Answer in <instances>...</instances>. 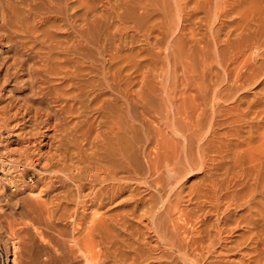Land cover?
<instances>
[{
	"label": "rangeland",
	"instance_id": "1",
	"mask_svg": "<svg viewBox=\"0 0 264 264\" xmlns=\"http://www.w3.org/2000/svg\"><path fill=\"white\" fill-rule=\"evenodd\" d=\"M51 1L53 4H51ZM51 1L0 0V264H40L41 262L42 264H82L83 261L79 258L82 255L80 254L82 252V245L84 244L85 246L83 247H86L89 242L93 245L91 238L95 239V234L89 228L91 229V226H94L92 225V213H94L93 211L97 205L92 207L91 202L93 200L92 192H94L93 182L92 180L83 179V176L82 184H86L83 185L84 193L80 195V202L88 206L85 211L82 207L78 208V218L74 219V224L77 223L78 226L75 224L73 231V222L71 221L73 219L69 218L68 215L74 210V206L72 203H69V199L66 200L65 195L71 199L72 195H75L76 189H73L75 185L73 186V181L71 182V179L66 177L67 174L72 173L71 176L73 174L77 177L80 176L81 169H83L88 159L83 155H87L88 157L91 155L92 157V155L97 154L100 156L101 161H107V163L109 161H116L117 149L111 147L117 146L115 145V138L112 135L113 132H111L113 127L111 125V119L114 116H119L120 120L122 119L123 121H121L123 124L122 136L127 147L124 150L128 152L126 153L125 160L127 172L131 175L139 174V177L144 172L146 174L147 160L154 158L156 156L155 154L159 153L158 149L160 150V154L167 153L176 147L178 151H181L186 144L181 136H174L170 131L169 134L174 136L171 135L172 139H176L174 140L176 142L179 140V142L175 144L176 142L174 143L173 140V142L169 141L171 139L170 135L167 136L168 132L164 130L162 132L161 130V128L163 129L165 127L162 124L163 122L157 121L155 118L156 111H162L166 108V92H171L173 103L185 113V109L187 107L191 108L190 104L192 105L194 103L192 101L193 95L197 98H202V90H212L211 88L214 87H218L216 89L219 92V99L216 103L213 101L209 103L210 105L207 103L208 106L205 108L206 110L204 109L205 114H203V118L201 117L203 128L196 133L198 135L195 136V140L193 139L196 141L195 147L200 144L209 152L210 159H212L210 162V166L212 165L211 169L203 171L204 169L199 170L200 167H196L195 170L197 172H191L186 175L187 177H183L182 184L180 183V186L178 185L176 190V198L181 200L179 205L182 207L179 206L180 208L184 209L186 207V211L190 210L193 215L196 214L194 215L195 217L201 216L203 212L209 211L210 209L213 211L212 205L205 203L203 200L190 203L188 199L192 198L194 193L201 192L203 188L205 190L207 182L214 178L220 180L224 185H230L231 189L230 193L227 194V199L229 200L230 197L231 203L229 201L227 204L230 203L231 205L234 202L232 204L234 207L232 206L229 212L224 213L226 217H223L226 219L223 220L228 221L229 223H226L230 224L232 228L239 225L236 228L234 238L237 240L236 242L243 245L246 257L241 259L238 256V264H264V253L261 255H259L260 253L258 254L261 245L264 243V230L262 231L264 229V0H223L221 4L212 8V20L211 18L208 20L209 25L212 23V33H210V29L208 30L209 25L207 21H203L204 13L201 11L192 13V19L186 23L184 22V24H186V29L193 28L197 32L195 34L198 40H192L190 36L188 37V34L186 35L188 31L184 36L180 35V37L178 36L180 33H176L171 39V48L168 47L170 44H168L162 35H160L161 37L156 35V38L154 36L150 43H147L132 28L126 33L120 31V29L118 30L116 27H119V23L116 21V18L114 19L115 15L112 16L111 12L105 10V0H78V2L77 0H70L73 3V6L71 4L72 8L70 12H76L80 15L83 12L85 13L89 7H93L99 14L103 12L105 15L100 19L96 33L92 32L97 37L99 35L100 42L96 44L98 47L92 42L91 44L87 41L84 43L85 41L79 37V30L71 29L65 16L59 15L64 14L65 5L63 0ZM112 3L114 5L116 3L115 7L118 8H116V12H120L119 14L124 17L126 26H138L142 36L152 27L155 28L158 26L159 28H163L167 25L162 26L164 22L162 14L156 11L155 14L152 13L149 16L142 17L125 0H113ZM80 5H84V7L82 8ZM76 6L79 8L78 11ZM74 9L75 11H73ZM55 10L58 12L60 10L61 13ZM113 20H115L116 25ZM63 24L64 26H62ZM65 27L69 28H66L67 31L62 32ZM199 37L202 38L199 39ZM79 39L83 44L81 46ZM77 42H79V45ZM57 45L60 46L57 47ZM166 46L175 52L184 50V52L186 51L188 53L181 56L178 54L179 52H176V54H171L170 57H166L164 52H159V49L166 51ZM258 48L261 49L258 50ZM46 67H49L48 70H46ZM103 71L109 72L105 75L106 73L104 74ZM204 71L205 73L203 74L202 72ZM109 74H111L110 78H107ZM40 87L45 88L44 90L47 94L42 100H39ZM32 88L36 94L33 98ZM54 89L55 91H53ZM46 90L48 92L52 91V94ZM57 91L60 92V95L62 93L63 95L60 96L57 94ZM57 95L58 98L56 97ZM29 97L32 100L28 102V105L34 104L33 107L31 106L33 109L30 112L23 106L25 99ZM47 97H53V99ZM113 97H115L114 100ZM208 102H210V99ZM7 106H10V108ZM34 109L36 110L35 112ZM49 112H52V114ZM36 113L38 118L37 116L33 117L34 120L32 115ZM49 114L54 116L51 117ZM47 115L51 117V121H49ZM21 116H24L23 118L25 119H21ZM45 116L48 118L47 120H44ZM108 123L109 125H107ZM53 126L55 128L57 126L58 129L51 130L50 128L53 129ZM153 127L154 130H157L154 131ZM158 130L160 133H158ZM151 131L155 133L152 134ZM49 135H52V137ZM110 135L113 136L111 140L115 141V143L109 140ZM156 135H163V137L159 136L161 138H157V136L155 138ZM164 135L168 138H164ZM107 136L109 141L106 140ZM165 139L169 141V145L165 142ZM156 140H159V146L162 145L164 147L159 148ZM170 143L172 146H170ZM173 145L177 146L174 147ZM106 146L109 147L106 148ZM155 146L158 148L156 149ZM169 147L174 148L169 149ZM195 147L194 152L197 149ZM162 149H164V153ZM165 149L168 151L165 152ZM23 150L26 152L20 153ZM53 152H55V157L53 156ZM19 153H25V155L20 156ZM47 153L52 162L47 157ZM146 157L148 159L145 160ZM59 159L61 165L58 164ZM25 160L27 161L25 162ZM117 161L116 163H119ZM67 162L69 164L71 163L70 165L74 162L76 163L73 164L75 166L72 165V167H69ZM54 163L56 164L53 165ZM54 171L56 173L61 171V173L56 174ZM63 173H66V175H63ZM70 174L68 175L69 177ZM51 175L54 176L52 177ZM21 177L27 179L25 180L26 182ZM59 179L61 182H59ZM49 180L50 182L48 183ZM64 182L66 183L64 184ZM11 184L14 186L17 184L19 186L15 188ZM42 186H45V189ZM20 188H24L23 191ZM33 190H35L34 195L31 194ZM44 191L46 192L44 193ZM39 192L43 193L40 195ZM57 192H60V194ZM35 194H37L36 197ZM86 194L89 195L85 196ZM59 195L61 196L59 197ZM109 196L105 200V205L101 209V212H104L103 214L106 217H113L107 218L100 226L105 230L104 235L108 238V244L113 243L110 246L108 245L111 250H114V252L110 251L111 254L113 253V256L117 251L116 254L119 252L122 255L121 257L127 256L125 258H130L131 256L135 259H139V257L147 258V264H179L170 252L162 249L156 250L154 248L155 243L153 239L146 233V227L144 229V224L151 226V222L145 219L142 221L143 224L138 217L146 209L147 211L152 210L150 208L154 206V210H156L160 206V197L155 189L146 187L139 188L136 185H131L123 191L122 195L116 196L115 199ZM31 197L36 200L40 198L38 200L42 202L46 201V198L47 202H49L51 200L50 197H52V205L55 206L56 201L60 204L59 210L57 209L59 213L57 214V210H55L56 215L54 214L53 217L56 216L59 219L63 215L64 218L66 217L67 219L68 217L69 219L57 220L55 217L52 220L53 223H45L44 220L42 221L44 224H41L35 216L37 215V213L35 214V210L38 208V205ZM88 197L91 198L89 199ZM250 197H253L251 198L252 200H249ZM61 198L67 202L61 201ZM176 198L175 204L179 201ZM184 199H187L188 202L186 200L187 203L183 201ZM26 200L29 205L25 202ZM107 202L108 204H106ZM235 202H237L236 205H234ZM64 211L65 214L63 213ZM109 212H111V215ZM83 213L88 215L84 218ZM125 213L128 214V217H124L126 215ZM211 213L207 216V223L209 225H213L216 219V215ZM19 214L20 216H18ZM88 216L90 217L88 218ZM175 216L177 217L176 214ZM114 218L116 220L118 218L120 219L116 221ZM69 220L71 223H69ZM195 220L197 219L195 218ZM22 221L23 223H21ZM123 221L124 223H122ZM13 222L17 223L15 224ZM46 224H48V228ZM110 225L113 226V229ZM34 226H37V228ZM13 227L16 232L19 230L17 234L11 235L14 232V230H11ZM77 227H79L80 231ZM107 227H110L111 232ZM25 229L27 232L24 231ZM189 229L191 227H188ZM82 230L84 231L81 233ZM37 232L41 236L36 234ZM70 233H72L71 236H68ZM85 233L87 234L84 236ZM75 235L76 242L74 241ZM88 237H91V240ZM19 240H23V242L19 244ZM30 240H33V242ZM112 240L114 242H111ZM78 241L80 243L82 241L83 244L81 243V245ZM75 247H80L79 249L81 251L78 252ZM37 249L41 251V254L47 252L50 256L36 257L34 252ZM66 252L69 256H67ZM119 254L115 256L119 258ZM68 257L71 259L69 258V260ZM66 258L69 260V263ZM64 260H66V263ZM72 260L75 263L71 262ZM216 262L219 261L214 259L208 264L220 263Z\"/></svg>",
	"mask_w": 264,
	"mask_h": 264
},
{
	"label": "bare ground",
	"instance_id": "2",
	"mask_svg": "<svg viewBox=\"0 0 264 264\" xmlns=\"http://www.w3.org/2000/svg\"><path fill=\"white\" fill-rule=\"evenodd\" d=\"M51 1V0H50ZM73 1V0H72ZM75 1V0H74ZM103 1V0H102ZM113 0H105V10L108 11V12H111L112 16L115 15L114 19L116 18V21L119 23H117L119 25V27H116L118 30L120 29V31L126 33L130 28L134 29V32H138L137 34L140 35L141 38H143V40L147 43H150L151 39L154 37L156 38V35L160 36L162 35V37L164 39L167 40L168 44H170L168 47L172 46L171 45V39L174 37V35L176 33H180L178 34V36L180 37V35L184 36V34L186 33V35L188 34V37L190 36V38L193 40L197 39L196 37V34L197 32L194 31L193 28H188L186 29L187 27L185 26L186 24H184V22L186 23L187 21L191 20L192 19V13H196L197 11L198 12H203L204 13V19L203 21H207V24H208V20L211 18L212 20V8L214 6H217L219 4H221L223 2V0H155V2H153V0H125L126 2L130 3L131 6L133 7L134 11L141 15L142 17L143 16H149L151 15L152 13L155 14V11L159 14H162V18H163V22L162 19L161 21L163 22L162 23V26H165V24H167L165 27H161L159 28L157 25L156 30L155 28H151L149 30H147V33L146 34H143V36L141 35L142 33L139 32V29H138V26H132V27H127L126 26V21L124 20V17L122 15H120L118 12H116V8L115 5L112 3ZM64 2V14H59V15H64L65 18H66V21L68 23V25L70 26L71 29H77L79 30L78 31V34H79V37L81 40L85 41L84 43L87 42H91L94 43V45L96 46V44H99V35L98 37L92 33V32H95L96 33V29L98 28L99 26V23H100V19L102 17H104V13L101 12L100 14L98 13V11L93 8V7H89L86 12L81 15H79V13H76V12H70L72 6H73V3L70 2V0H63ZM78 2V0H77ZM59 3V2H58ZM62 3V2H61ZM75 3V2H74ZM51 4L52 1H51ZM55 4V3H54ZM57 4V2H56ZM72 4V6H71ZM77 4V3H76ZM82 4V3H80ZM102 4V3H101ZM75 5V4H74ZM104 5V4H103ZM51 6V5H50ZM62 6V7H63ZM82 8L84 7V5H80ZM59 7V6H58ZM77 7V6H76ZM74 7V8H76ZM79 7V5H78ZM77 7V11H78V8ZM54 9V8H53ZM62 9V8H61ZM118 9V8H117ZM56 11V10H55ZM75 11V9L73 10ZM58 12V11H56ZM59 12L61 13V11L59 10ZM58 12V13H59ZM80 12V11H79ZM54 13V11H53ZM58 13H56L58 15ZM118 13V14H117ZM216 13V12H215ZM1 16V15H0ZM53 16V15H52ZM55 16V15H54ZM107 16V14H106ZM8 17V16H7ZM58 17V16H56ZM61 17V16H60ZM59 17V18H60ZM215 17V16H214ZM213 17V18H214ZM55 18V17H54ZM106 18V17H105ZM109 18V17H108ZM112 18V17H111ZM190 18V19H189ZM44 19V18H43ZM57 19V18H56ZM64 19V18H63ZM104 19V18H103ZM110 19V18H109ZM108 19V21H109ZM216 19V18H215ZM47 20V19H46ZM107 20V19H106ZM60 21H61V18H60ZM63 21V20H62ZM115 22V20H113ZM112 21V23H113ZM129 21V20H128ZM57 22V21H56ZM105 23V22H104ZM130 23V22H129ZM62 24V23H61ZM161 24V23H160ZM211 25H209V28L208 30L210 29L212 33V23H210ZM44 25V24H43ZM102 25V24H101ZM115 25H116V22H115ZM207 25V26H208ZM64 26V24L62 25ZM87 27V28H86ZM66 28H69V27H65V29H63L64 31L62 32H65L67 31ZM83 28H86V29H83ZM158 28V29H157ZM158 30V32H157ZM74 32V30H72ZM71 32V31H70ZM165 32V33H164ZM72 33V32H71ZM119 33V32H118ZM158 33V34H157ZM64 34V33H63ZM67 34V33H66ZM76 34V33H75ZM69 35V34H68ZM122 35V34H121ZM185 35V36H186ZM71 36V35H70ZM78 36V35H77ZM124 36V35H123ZM181 36V37H182ZM198 36V35H197ZM161 37V36H160ZM203 37V36H202ZM201 37V38H202ZM161 38V39H163ZM178 38V37H177ZM199 37V39H201ZM72 39V38H71ZM75 39V37H74ZM78 39V38H77ZM79 39V42H80V46H81V40ZM126 39V38H125ZM175 39V38H174ZM198 40V39H197ZM78 41V40H77ZM163 41V40H162ZM165 41V40H164ZM79 42L78 45H79ZM166 42V41H165ZM175 42V41H174ZM167 44V45H168ZM180 44V43H179ZM83 45V44H82ZM85 45V44H84ZM93 45V44H92ZM153 45V44H152ZM60 45H57V47H59ZM62 46V45H61ZM64 46V45H63ZM100 46V45H99ZM156 46V45H155ZM98 47V46H96ZM167 47V46H166ZM165 48L166 51H162L161 49H159L161 53L164 52V55H166V57H170L171 54H176V52H179V51H173V50H170L169 48ZM100 48V47H99ZM171 48V47H170ZM257 48V47H256ZM261 49V48H258V50ZM100 50V49H99ZM186 52V51H185ZM184 50H181L178 54H180L181 56L182 55H186L188 52L185 53ZM103 53V52H102ZM100 57V56H99ZM104 57V55H103ZM117 62V61H116ZM237 63V62H236ZM191 65V64H190ZM41 66V65H40ZM39 66V67H40ZM47 66V65H46ZM60 67V66H59ZM47 68V67H46ZM49 68V67H48ZM48 68L46 70H48ZM118 68V67H117ZM39 69V68H37ZM42 69V67H41ZM43 69H44V65H43ZM67 69V68H66ZM98 69V68H97ZM166 69V68H165ZM65 70V69H64ZM104 70V69H103ZM207 70V69H206ZM233 70V69H232ZM52 71V70H51ZM50 71V72H51ZM112 71V70H111ZM113 74V72H111ZM116 71V70H115ZM234 71V70H233ZM42 72V71H41ZM45 72V71H44ZM71 72V71H70ZM104 72V71H103ZM109 72V71H108ZM108 72H104L105 75L108 74ZM43 73V72H42ZM72 73V72H71ZM203 74L205 73L202 72ZM58 74V73H57ZM115 74V73H114ZM224 74V73H223ZM234 74V73H233ZM59 75V74H58ZM65 75V74H64ZM72 75V74H71ZM110 75L107 77V78H110ZM227 75V74H226ZM66 76V75H65ZM103 76V74H102ZM115 76V75H114ZM213 76V75H212ZM105 77V76H104ZM112 78V77H111ZM117 78V77H116ZM169 78V77H168ZM105 80V79H104ZM107 80V79H106ZM43 82V81H42ZM45 83V82H44ZM71 83V82H70ZM115 83V82H114ZM118 83V82H117ZM167 83V82H166ZM5 84V83H4ZM47 84V83H46ZM72 84V83H71ZM104 84V83H103ZM102 84V85H103ZM111 84V82H110ZM116 84V83H115ZM108 86V85H106ZM41 87H43L41 85ZM40 87V97H39V100L43 99L45 97L46 92H45V88H41ZM48 87V86H47ZM99 87V86H98ZM110 87V86H109ZM108 87V88H109ZM164 87V86H163ZM218 89V87H216ZM215 87L214 88H211L212 90H207V89H204L202 90V98L200 97H195V95H193L192 97V102L193 104L191 106V108H188L187 106V109H185V113H183V111H181V109L175 105L172 101V97L170 93L166 92V108L165 110H162V111H159L158 112L156 111L155 113V118L157 121H160V122H163L162 124L165 126H161V127H164L163 129L161 128L162 132L166 131L168 132L167 136L170 135L169 134V131L174 135V136H181L183 139H184V142L186 143L184 145V149L181 151H178L177 150V145L174 146L175 144H177L179 142H176L174 140L176 139H172L171 135H170V139L169 141L173 142L174 141V147H171V148H174V149H171L169 147V152H167L168 150L165 149V152L167 153H164V149L163 150V153L164 154H160V150L158 149L159 153L158 154H155V152H153L156 156L153 157L152 159H148L147 157L145 158L148 159V164L147 165V172L145 174H140L141 176L139 177L138 175L139 174H136V175H131L127 172V167H126V150H124L125 148L127 149L126 147V144L124 143V139H123V136H122V129H123V124H122V119L120 120L119 116L118 117H115L111 119V125H113L112 129H111V132H113V136L115 138V141H116V144L117 146H111V147H114V149L116 148L117 149V152H116V161L118 159L119 163H116V161L112 162V161H109V159H107L109 162L107 163L106 162H103L101 161L100 159V156L97 155V154H94L91 155L88 157L87 155H83L84 157H87V163H85V165L83 166V169L81 168H78V169H81V174L79 177L77 176H74L75 174H73L71 176L70 173L67 174L66 177H68V179H71V182L73 181V186L74 188L73 189H76V193L75 195H72L71 199L68 197L67 198V195H65V198L66 200L69 199V203H72L73 204V209L71 211V213L68 215L69 218L73 219L71 220L73 222V226H72V230L73 228L75 227V223L74 224V219L78 218L77 217V212H78V208L82 207L85 210H87V204L84 205V203L80 202V195L84 193V189H83V185L86 184H82V177L84 176L83 179H88V180H92V184H93V190L94 192L93 193V197H92V207L95 205L96 206V209L93 211L94 213H92V221H93V224L94 225L93 227L91 226V229L89 228V230L92 231V233L95 234V239L93 238H89V240H91L93 242V245L89 242L87 244L86 247H83L85 246L82 241L81 244L79 241V243L82 245V252H80V254H82L79 258L82 259L83 263L84 264H147V258H142V257H139V259H135L133 256H131L130 258H125L127 256H123L124 257H121L122 255L119 254V252L117 254H119V258L118 256H115L117 255L116 252L114 253V256L110 253V251L114 252V250H111V248L109 247L110 245H112L113 243L111 244H108V241H107V236L104 235V231L100 226L101 223L105 222V220H107V218L111 217V216H108L106 217V215H104L102 212H101V209L104 208V205H105V200L108 199V196L109 197H112L115 199L116 196L118 195H122L123 191H125L128 187H130L131 185L133 186H137L139 188L141 187H146V188H151V189H155V191H157L158 193V196L160 197L159 201H160V206L157 207L156 210H154V206L153 208H150L152 210H148L147 209L142 213V214H139V218H140V222L143 223L142 221L143 220H149V222H151V226H148V225H145L144 223V229L146 227V233L148 235L151 236V238L153 239L154 241V248L156 250H164L166 252H170L178 261L179 264H208L210 263L211 261H213L214 259L218 260L219 262H216V263H219V264H238V256L242 258H245L246 255L244 253V250H243V245L241 243H238L236 242L237 240L234 238L235 236V231L237 230L235 228H232L230 224H228L229 222L228 221H224L226 218L225 216V212H229V209L232 208V203L230 201V197H229V200L227 199L228 198V193H230V189H231V186L230 185H224L220 180L218 179H213V180H210L207 182V184L205 185V190L204 188L201 190V192L195 194L194 193V196L189 200L190 203H193V202H197L198 200L200 201H205V203L209 204V205H212V208H213V211H211L212 209H210L209 211H206V212H203L201 216H194L196 214L193 215V213L189 210V211H186V207L183 209V208H180L179 206V202L181 200H179L176 195V190L178 188V185L182 182V180H184L183 177H185L186 175H188L189 173L191 172H194L196 171V167H200L199 170H207L208 169H211V166H210V162L212 161V159H210L211 157L209 156V152H207V149H205L204 147H202V145L198 144L199 146L195 147V136L198 135L196 133H198L199 131L202 130V126H203V122H202V116L203 114H205V108H207L208 104L211 103L212 101L213 102H217V100L219 99L218 97V93L217 92V89ZM47 89V88H46ZM165 89V88H164ZM220 89V88H219ZM66 90V89H65ZM48 92V90H46ZM55 91V89L53 90ZM116 91V90H115ZM166 91V90H165ZM50 94H52L51 92L52 91H49ZM48 92V93H49ZM58 92V91H57ZM68 92V91H67ZM54 93V92H53ZM118 93V92H117ZM49 94V95H50ZM57 94L60 95V92H58ZM201 94V93H200ZM29 95V94H28ZM35 92L33 91V88H32V98L35 97ZM48 95V96H49ZM55 96V93L53 94ZM63 95V93H62ZM60 95V96H62ZM76 95V94H75ZM65 96V95H64ZM63 96V98H64ZM71 96V95H69ZM69 96H66V97H69ZM77 96V95H76ZM23 97V96H21ZM58 98V95L56 96ZM141 97V96H140ZM47 98H51V97H47ZM56 98V99H57ZM115 97H113V100H114ZM172 98V99H171ZM53 99V97L51 98ZM55 99V97H54ZM62 99V98H61ZM69 99V98H68ZM72 99V98H71ZM77 99V98H75ZM139 99V98H138ZM210 99V102H208ZM16 100V99H14ZM32 99L29 97L27 99H25V104L23 105L28 112H30V110H32L33 108V105H28V102L31 101ZM60 100V99H59ZM63 100V99H62ZM61 100V101H62ZM23 101V100H22ZM34 101V100H33ZM55 101V100H54ZM58 101V100H57ZM60 101V102H61ZM56 103V102H55ZM62 103V102H61ZM109 103V102H108ZM114 103V102H113ZM191 103V102H190ZM208 103V104H207ZM54 104V103H53ZM60 104V103H59ZM219 104V103H218ZM11 105V104H10ZM57 105V104H55ZM210 105V104H209ZM222 105V104H221ZM32 106V107H31ZM119 106V105H118ZM212 106V105H211ZM10 108V106H7ZM6 107V108H7ZM21 107V106H20ZM36 107V106H35ZM55 107V106H54ZM58 107V106H57ZM113 107V106H112ZM185 107V108H186ZM12 108V107H11ZM38 108V107H37ZM35 108V109H37ZM107 108V107H106ZM118 108V107H116ZM218 108V107H217ZM3 109H5L3 107ZM19 109V108H18ZM34 109V112L36 111ZM205 109V110H204ZM2 110V109H1ZM50 110V109H49ZM109 110V109H108ZM114 110V109H113ZM118 110V109H117ZM135 110V109H134ZM155 110V109H154ZM25 110V112H27ZM38 111V110H37ZM122 111V110H121ZM152 111V110H151ZM12 112V111H11ZM112 112V111H111ZM115 112V111H113ZM38 113V112H37ZM37 113L36 114H33L32 115V118L33 117H36L37 116ZM48 113V112H47ZM52 114V112H49ZM57 113V111H56ZM144 113V112H143ZM215 113V112H213ZM24 114H27V113H24ZM55 114V112H54ZM104 114V113H103ZM147 114V113H146ZM30 115V113H29ZM46 115V114H45ZM109 115V114H108ZM27 116V115H26ZM40 116V115H39ZM44 116V115H43ZM49 116H51L49 114ZM54 116V115H53ZM51 116V117H53ZM111 116V115H110ZM130 116V114H129ZM24 116H21L20 118L21 119H25L23 118ZM31 117V116H30ZM48 117V115H47ZM45 116V119L44 120H47L49 118V121H51V117H48L47 118ZM102 117V116H101ZM121 117V116H120ZM126 117V116H125ZM202 117V118H201ZM214 117V116H213ZM38 118V116H37ZM106 118V117H105ZM151 118H154V117H151ZM29 119V117H28ZM34 119V118H33ZM53 119V118H52ZM57 119V118H55ZM35 120V119H34ZM43 120V119H42ZM131 120V119H129ZM155 120V121H156ZM29 121V120H28ZM40 121V120H39ZM106 121V120H105ZM109 121V120H108ZM122 121V122H121ZM25 122V120H24ZM33 122V121H32ZM42 122V121H40ZM45 122V121H44ZM48 122V121H47ZM59 122V121H57ZM126 122V121H125ZM29 123V122H27ZM50 123V122H49ZM152 123H155V122H152ZM25 124V123H24ZM23 124V125H24ZM56 124V123H55ZM54 124V126H55ZM134 124V123H133ZM132 124V125H133ZM109 125V123L107 124ZM125 125V124H124ZM129 125V124H128ZM152 125V124H151ZM156 125V124H154ZM158 125V123H157ZM42 126V125H40ZM44 126V125H43ZM53 126V127H54ZM148 126V125H147ZM211 126V125H210ZM132 127V126H131ZM138 127V126H137ZM152 127V126H151ZM50 128V127H49ZM48 128V129H49ZM128 128V127H127ZM157 128V127H156ZM160 129V127H158ZM47 129V130H48ZM51 130H54V129H58L57 126L56 128L54 127L53 129L50 128ZM125 129V127H124ZM132 129V128H131ZM41 130V128H40ZM61 130V129H59ZM58 130V131H59ZM106 130V129H105ZM151 130V129H150ZM153 130H154V127H153ZM157 130V129H156ZM154 130V131H156ZM164 130V131H163ZM56 131V130H55ZM54 131V133H55ZM133 131V130H132ZM159 131V130H158ZM43 132V131H41ZM45 132V130H44ZM108 133H110L108 131ZM152 133V131H151ZM155 133V132H153ZM152 133V134H153ZM157 133V132H156ZM160 133V131L158 132ZM56 134V133H55ZM99 134V133H98ZM97 134V135H98ZM123 134H124V131H123ZM150 134V133H148ZM38 135V134H37ZM125 135V134H124ZM133 135V134H132ZM172 135V136H173ZM46 136V135H45ZM48 136V135H47ZM50 136V135H49ZM106 136V135H104ZM110 135V138L109 140L111 142H114L115 141H112L111 137H113ZM154 136V135H153ZM152 136V137H153ZM158 136V137H157ZM161 135H156L155 138H161L163 137V135L161 137H159ZM173 136V137H174ZM25 137V136H24ZM52 137V135L50 136ZM58 137V136H57ZM28 138V137H27ZM54 138V136H53ZM128 138V137H127ZM149 138V137H148ZM164 138H168V137H165L164 135ZM179 138V137H178ZM21 139V138H20ZM37 139V138H36ZM48 139V138H46ZM45 139V141H46ZM98 139V138H97ZM150 139V138H149ZM194 139V140H193ZM23 140V139H21ZM58 140V139H57ZM62 140V138H61ZM100 140V139H99ZM107 141L108 140V136H107ZM114 140V139H113ZM152 140V139H150ZM155 140V139H154ZM153 140V141H154ZM160 140V139H159ZM159 140L157 141V143L159 142ZM166 140V141H165ZM163 141H165L167 144L169 143V141L167 139H165ZM173 140V141H172ZM38 141V140H37ZM49 141V140H48ZM53 141V139H52ZM98 141V140H97ZM102 141V140H101ZM103 141H105V139H103ZM162 141V140H161ZM160 141V142H161ZM168 141V142H167ZM35 143V142H34ZM47 143V142H46ZM98 143V142H97ZM107 143V142H106ZM105 143V144H106ZM128 143V141H127ZM155 143V142H154ZM153 143V144H154ZM157 143H155L157 145ZM198 143V142H197ZM29 144V143H28ZM45 144V143H44ZM48 144V143H47ZM104 144V145H105ZM107 144H110V143H107ZM131 144V143H130ZM152 144V145H153ZM164 144V143H162ZM34 146V144H32ZM51 145V143H50ZM48 145V146H50ZM101 145V144H100ZM111 145V144H110ZM113 145V143H112ZM169 145V144H168ZM28 146V145H27ZM37 146V145H36ZM46 146V145H45ZM47 146V147H48ZM59 146V145H58ZM154 146V145H153ZM159 146V143L158 145ZM157 146L156 149L158 148ZM167 146V145H165ZM170 146H172V144L170 143ZM109 146H106V148H108ZM132 147V146H131ZM152 147V146H151ZM163 148L164 146L160 145L159 148ZM183 147V146H182ZM194 147L197 148L196 149V152H194ZM166 148V147H165ZM59 149V147H58ZM102 149V148H100ZM110 149V148H109ZM29 150V149H28ZM32 150V149H31ZM60 150V149H59ZM69 150V149H68ZM97 150V149H96ZM99 150V149H98ZM106 150V149H105ZM149 150V149H148ZM152 150V149H150ZM180 150V149H179ZM109 151V150H108ZM111 151V150H110ZM23 152H26L25 150L21 151L20 153H23ZM98 152V151H97ZM96 152V153H97ZM19 153V154H20ZM54 153L53 152V156H54ZM95 153V152H93ZM92 153V154H93ZM148 153V152H147ZM146 153V155H147ZM151 153V152H150ZM152 153V154H153ZM30 154V153H29ZM40 154V153H39ZM44 154V153H43ZM48 154V153H47ZM65 154V153H64ZM25 155L24 154H20V156H23ZM51 155V154H50ZM56 155V154H55ZM57 155L60 156V154L57 153ZM104 155V154H103ZM30 156V155H29ZM40 156V155H39ZM77 156V155H76ZM79 156V155H78ZM105 156V155H104ZM149 156V155H147ZM49 157V154L48 156ZM55 157V156H54ZM65 157V156H64ZM109 157V156H108ZM151 157V155H150ZM21 158V157H20ZM24 158V157H23ZM40 158V157H39ZM42 158V157H41ZM44 158V157H43ZM51 158H53L51 156ZM57 158V157H56ZM111 158V156H110ZM27 159V158H25ZM30 159V158H29ZM54 159V158H53ZM52 159V160H53ZM58 159V158H57ZM62 159V158H61ZM64 159V158H63ZM104 159V157H103ZM28 160V159H27ZM25 160V162L27 161ZM41 160V159H40ZM43 160V159H42ZM47 160V159H46ZM49 160H50V157H49ZM19 161V160H18ZM29 161V160H28ZM32 161V160H31ZM37 161V160H36ZM60 159L58 160V164L61 165V162H59ZM62 161V160H61ZM117 161V162H118ZM130 161V160H129ZM20 162V161H19ZM40 162V161H39ZM49 162V161H47ZM46 162V163H47ZM50 162H52L50 160ZM55 162V161H54ZM65 162V161H64ZM79 162V161H78ZM32 163V162H31ZM30 163V164H31ZM34 163V162H33ZM68 163V162H67ZM76 163V162H74ZM73 163V164H74ZM128 163V162H127ZM147 163V162H146ZM17 164V163H16ZM27 164V163H26ZM29 164V166L31 167V165ZM45 164V163H43ZM48 164V163H47ZM56 163H54L53 165H55ZM69 164V163H68ZM71 164V163H70ZM69 164V167L72 165ZM139 164V163H138ZM52 165V167H53ZM60 165H57V166H60ZM63 165V164H62ZM137 165V164H136ZM27 166V165H25ZM33 166V165H32ZM46 167H48L47 165H44ZM49 166H50V163H49ZM75 166V165H73ZM29 167V168H30ZM51 167V166H50ZM78 167V165H77ZM82 167V166H81ZM143 167V166H142ZM210 167V168H209ZM28 168V167H27ZM34 168V166H33ZM45 168V167H44ZM56 168V167H55ZM68 168V167H66ZM32 169V167H31ZM35 169V168H34ZM54 169V168H53ZM74 169V167H73ZM144 169V168H143ZM142 169V170H143ZM64 170V169H62ZM138 170V169H137ZM37 171V170H35ZM202 171V172H203ZM212 171V170H211ZM38 172V171H37ZM49 172V171H47ZM51 172V170H50ZM56 173V171H54ZM67 172V171H65ZM79 172V170H78ZM135 172V171H134ZM133 172V173H134ZM197 172V171H196ZM54 173V174H55ZM61 173V171L57 172L56 174H59ZM80 173V172H79ZM195 173V172H194ZM209 173V172H207ZM53 174V173H51ZM70 174V177L68 176ZM193 174V173H192ZM242 174V173H241ZM62 175V174H61ZM63 175H66V173ZM20 176V175H19ZM52 176V175H51ZM54 176V175H53ZM52 176V177H53ZM42 177V176H41ZM187 177V176H186ZM235 177V176H234ZM24 179V177H21ZM60 178V176H59ZM18 179V178H17ZM41 179V178H40ZM55 179H56V175H55ZM67 179V178H66ZM264 179V178H263ZM21 180V179H20ZM19 180V181H20ZM25 180L27 179H24V182H26ZM63 180V179H62ZM186 180V179H185ZM23 181V180H21ZM20 181V182H21ZM53 181V179H52ZM70 181V180H69ZM68 181V182H69ZM232 181V180H231ZM16 182V180H15ZM41 182V181H40ZM50 182V180L48 181V183ZM59 182L60 179H59ZM67 182V181H66ZM64 182V184L66 183ZM230 182V181H229ZM228 182V184H229ZM11 183V181H10ZM29 183V182H27ZM55 183V182H54ZM57 183V181H56ZM227 183V182H226ZM19 184V183H18ZM21 184H23V182H21ZM60 184V183H58ZM70 184V183H69ZM68 184V185H69ZM91 184V186H92ZM182 184V183H181ZM13 185V184H11ZM16 186H19L17 184H15ZM27 185V184H26ZM51 185L53 186V184L51 183ZM50 185V187H51ZM90 185V184H89ZM7 186V185H6ZM14 186V185H13ZM16 186H14L16 188ZM34 186V185H33ZM36 186V185H35ZM49 186V185H48ZM56 186V185H55ZM180 186V185H179ZM20 187H23V186H20ZM30 187V186H28ZM27 187V188H28ZM44 187L43 189H45V186H42ZM69 187V186H68ZM86 187V186H85ZM18 188V187H17ZM6 189V188H4ZM3 189V190H4ZM24 189V188H23ZM23 189L20 188L21 191H23ZM28 189H31V188H28ZM27 189V190H28ZM47 189V187H46ZM50 189V188H49ZM48 189V190H49ZM55 189V188H54ZM90 189V187H89ZM16 190V189H15ZM32 190V189H31ZM36 190V188H35ZM33 190L31 192V194L34 195V191ZM38 190V189H37ZM47 190V191H48ZM53 190V188H52ZM234 190V189H233ZM5 191V190H4ZM50 191V190H49ZM54 191V190H53ZM63 191V190H62ZM71 191H72V183H71ZM152 191V190H151ZM195 191V190H194ZM197 191V190H196ZM199 191V190H198ZM18 192V191H17ZM40 192H41V189H40ZM39 192V193H40ZM46 191H44L45 193ZM52 192V191H51ZM55 192V191H54ZM16 193V192H15ZM25 193V192H24ZM43 193V192H42ZM40 193V195L42 194ZM58 193V192H57ZM68 193V191H67ZM27 194V193H26ZM60 194V192L58 193ZM69 194V193H68ZM74 194V192H73ZM91 194V193H90ZM20 195V194H19ZM28 195V194H27ZM49 195V194H48ZM55 195V194H54ZM71 195V194H70ZM69 195V196H70ZM89 194H86L85 196H87ZM37 196V194H35V197ZM58 196V195H57ZM61 195H59L60 197ZM63 196V195H62ZM84 196V195H83ZM189 196V195H188ZM191 196V195H190ZM227 196V197H226ZM254 197V195H252ZM54 197V196H53ZM56 197V196H55ZM59 197H58V200H59ZM64 197V196H63ZM181 197V195H180ZM253 197H250L249 200H252L251 198ZM1 198V197H0ZM9 198V197H8ZM32 198V197H31ZM51 200H52V197H50ZM49 198V199H50ZM89 199L91 197H88ZM117 198H120V197H117ZM175 198L177 199L178 203L175 204ZM11 199V198H10ZM27 199V198H26ZM40 199V198H38ZM36 200L35 198H32V200H34V202L38 205V208L35 210V214L37 213V215H35L38 220L40 221L41 224H44L42 221L45 220V223L47 222H52L54 214H55V210H57L58 208H60V204H58V201H54L56 204L55 206L52 205V201L50 200L49 202H47V198H46V201H40V200ZM57 199V198H56ZM55 199V200H56ZM62 200L61 201H66V200H63V198H61ZM113 199V200H114ZM130 199V198H129ZM241 199V198H240ZM12 200V199H11ZM20 200V199H19ZM45 200V199H44ZM87 200V199H86ZM112 200V199H111ZM187 201V199H184L183 201ZM248 200V201H249ZM18 201V200H17ZM21 201V200H20ZM158 201V202H159ZM185 201V202H186ZM230 201L229 204H227L228 202ZM237 201V200H235ZM247 201V202H248ZM13 202V201H12ZM27 202V200L25 201ZM67 202V201H66ZM65 202V204H67ZM80 202V203H79ZM188 202V201H187ZM186 202V203H187ZM246 202V204H247ZM250 202V201H249ZM19 203V202H18ZM60 203V201H59ZM64 203V202H63ZM85 203H87L85 201ZM237 202H235L234 205H236ZM14 204V203H13ZM28 204V202H27ZM108 204V202L106 203ZM10 205V204H9ZM19 205V204H18ZM29 205V204H28ZM84 205V206H83ZM112 205V204H111ZM186 205V204H185ZM189 205V204H187ZM24 206V205H23ZM57 206V207H56ZM90 206V204H89ZM1 207V206H0ZM29 207V206H28ZM106 207V206H105ZM144 207V206H143ZM142 207V208H143ZM182 207V206H181ZM234 207V206H233ZM251 207V206H250ZM34 208V207H32ZM198 208V207H197ZM200 208V207H199ZM224 208V209H222ZM26 209V208H24ZM35 209V208H34ZM67 209V208H66ZM108 209V208H107ZM111 209V208H110ZM59 210V209H58ZM57 210V214L59 213V211ZM61 210V209H60ZM70 210V209H69ZM109 210V209H108ZM201 210V209H200ZM203 210V209H202ZM28 211V209H27ZM33 211V210H32ZM66 211V210H65ZM65 211L63 212L65 214ZM82 210V212H84ZM1 212V211H0ZM34 212V211H33ZM32 212V213H33ZM67 212V211H66ZM70 212V211H69ZM127 212V211H126ZM140 212V211H139ZM213 213L216 215V219H215V223L213 225H209L207 223V216L209 213ZM80 213V212H79ZM89 213V212H88ZM106 213V211H105ZM110 215H111V212H109ZM141 213V212H140ZM211 213V214H212ZM68 214V213H67ZM82 214V213H81ZM80 214V215H81ZM84 214V213H83ZM87 214V213H86ZM126 214V213H125ZM175 214L177 215V217L175 216ZM56 215V214H55ZM88 215V214H87ZM84 214V218L87 216ZM210 215V214H209ZM20 216V214L18 215ZM121 216V214H120ZM225 216V217H223ZM67 217V219H69ZM83 217V216H82ZM90 216H88L89 218ZM113 217V216H112ZM111 217V218H112ZM124 217H128V214H126ZM135 217V216H134ZM25 218V217H24ZM28 218V217H27ZM30 218V217H29ZM36 218V219H37ZM57 218V217H56ZM117 218V217H116ZM195 218L197 220H195ZM228 218V217H227ZM11 219V218H10ZM31 219V218H30ZM59 219H63V220H67L66 217L64 218V216L62 215V217H60ZM57 218V220H59ZM83 219V218H81ZM80 219V220H81ZM115 219V218H114ZM120 219V218H118ZM117 219V220H118ZM133 219V218H132ZM194 219V220H193ZM224 219V220H223ZM56 220V219H55ZM69 220V223H71ZM89 220V219H88ZM91 220V219H90ZM112 220V219H111ZM116 220V219H115ZM116 220V221H117ZM12 221V219H11ZM32 221V220H31ZM30 221V222H31ZM79 221V220H77ZM38 222V221H37ZM56 222V221H55ZM62 222V221H61ZM85 222H87L85 220ZM113 222V221H112ZM127 222V221H126ZM228 222V223H226ZM15 223V222H13ZM17 223V222H16ZM15 223V224H16ZM23 223V221L21 222ZM20 223V224H21ZM32 223V222H31ZM39 223V222H38ZM53 223V222H52ZM64 223V222H63ZM67 223V222H66ZM91 223V222H90ZM110 223V222H109ZM124 223V221L122 222ZM59 224V223H57ZM115 224V222H114ZM192 224V225H191ZM208 224V225H207ZM19 225V224H18ZM40 225V224H39ZM38 225V226H39ZM47 225V226H46ZM45 226L48 228V224H46ZM55 225V224H53ZM13 226V225H12ZM15 226V225H14ZM33 226V225H32ZM78 226V224L76 225ZM112 225H110L111 227ZM191 227V231L188 230V227ZM35 227V226H34ZM33 227V229H34ZM50 227V226H49ZM54 227V226H53ZM80 227V226H79ZM79 227H77L79 229ZM90 227V226H89ZM105 227V226H104ZM110 227H107V229L110 231ZM193 227V228H192ZM37 228V226L35 227ZM39 228V227H38ZM44 228V227H43ZM106 228V227H105ZM27 229V228H26ZM26 229L24 231H26ZM75 229V228H74ZM112 229H113V226H112ZM11 230H14V227L13 229ZM9 230L11 233L12 231ZM19 230V229H18ZM17 230V232H18ZM21 230V229H20ZM48 230V229H47ZM88 230V229H87ZM264 229H262L263 231ZM74 231V230H73ZM71 231V232H73ZM80 231V229H79ZM84 230L81 231V233L83 232ZM113 231V230H112ZM189 231V232H188ZM14 232H16V230H14ZM11 234V235H14V234H17L14 233ZM19 232H23V231H19ZM27 232V231H26ZM40 232V231H39ZM43 232V231H42ZM78 232V231H77ZM86 232V231H85ZM111 232V231H110ZM79 233V234H81ZM91 234V232H89ZM262 233V232H261ZM20 234H23V233H20ZM36 234H39L41 236L40 233H36ZM72 233H70L68 236H71ZM74 234V233H73ZM78 234V233H76ZM87 233L84 234V236L86 235ZM145 234V233H144ZM27 235V238H28V233L26 234ZM89 235V234H88ZM87 235V236H88ZM92 235V234H91ZM143 235V234H142ZM18 236V235H17ZM86 236V237H87ZM258 236V235H257ZM263 236V235H262ZM74 237V236H73ZM264 237V236H263ZM19 239V237H17ZM25 238V239H27ZM16 239V238H15ZM21 239V238H20ZM82 239V238H81ZM116 239V238H115ZM114 239V240H115ZM146 239V238H145ZM255 239V238H254ZM257 239V238H256ZM28 240V239H27ZM26 240V241H27ZM76 240V235H75V239L74 241ZM29 241V240H28ZM31 241V240H30ZM72 241V239H71ZM77 241V240H76ZM75 241V242H76ZM20 242H23V240H19V244ZM33 242V240L31 241ZM74 242V243H75ZM111 242H114L113 240ZM256 242V241H255ZM243 243V242H242ZM28 244V243H27ZM77 244V243H76ZM140 244V243H139ZM109 245V246H108ZM33 246V245H32ZM258 246V245H257ZM260 246V245H259ZM69 247V246H68ZM74 247V246H73ZM81 247V246H80ZM79 247V248H80ZM35 248V247H34ZM70 248V247H69ZM67 248V249H69ZM78 247H75V249L79 252L81 251L79 248V250L77 249ZM260 248V247H259ZM73 250V249H72ZM75 250V251H76ZM134 250V249H133ZM256 250V249H255ZM259 250V249H258ZM34 251V250H33ZM69 251V250H68ZM43 252V251H42ZM257 252V251H256ZM36 255V257H45L48 255V253H44V254H41V251L37 249L36 252H34ZM67 253V252H66ZM74 253V252H73ZM72 253V255H73ZM77 253V252H76ZM260 253V254H259ZM262 253H264V243L261 245V248H260V251L258 252L259 255H261ZM79 254V253H78ZM131 254V253H130ZM132 255V254H131ZM164 255V254H163ZM248 255V254H247ZM264 255V254H263ZM50 255H48L47 257H49ZM67 256L68 253H67ZM249 256V255H248ZM29 257V256H28ZM113 257V259H111ZM146 257V256H145ZM148 257V256H147ZM173 257V259H175ZM70 257H68L69 259ZM74 258V257H73ZM212 258H214L212 260ZM29 259V258H28ZM35 259V257H34ZM67 259V258H66ZM67 259V260H68ZM71 259V258H70ZM69 259V260H70ZM109 261H108V260ZM62 260V259H61ZM69 260H68V263H69ZM76 260V259H75ZM211 260V261H209ZM209 261V262H208ZM58 262V260H57ZM63 262V261H62ZM64 262L66 263V260H64ZM71 262H74L73 260ZM70 262V263H71ZM77 262H80V261H77ZM110 262V263H109ZM208 262V263H207ZM39 263V262H38ZM50 263V262H49ZM75 263V262H74ZM82 263V264H83ZM42 264V262L40 263ZM76 264V263H75ZM212 264V263H211Z\"/></svg>",
	"mask_w": 264,
	"mask_h": 264
}]
</instances>
